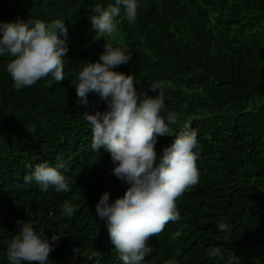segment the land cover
I'll return each instance as SVG.
<instances>
[{
  "label": "trees",
  "instance_id": "trees-1",
  "mask_svg": "<svg viewBox=\"0 0 264 264\" xmlns=\"http://www.w3.org/2000/svg\"><path fill=\"white\" fill-rule=\"evenodd\" d=\"M109 4L115 0H0V22L61 19L68 28L59 83L49 74L17 90L5 70L11 57L0 56V264H8L18 219L49 238L62 233L52 264H72L74 248L87 256L79 264H123L95 205L105 191L110 200L122 196L126 185L112 174L110 154L91 148L83 119L106 106L95 94L89 106L78 103L73 84L80 63L104 50L90 17ZM116 20L118 32L105 39L133 59L115 70L133 75L139 91L166 81V107L179 114L171 129L188 123L198 130L199 182L177 199L180 220L150 238L154 251L145 264H228L233 255L240 264H264V0H139L134 24L122 6ZM173 139L158 137V156ZM58 156L69 192L25 183L36 164ZM65 201L72 217L62 215ZM221 222L229 229L219 231ZM213 247L223 259L208 256Z\"/></svg>",
  "mask_w": 264,
  "mask_h": 264
},
{
  "label": "clouds",
  "instance_id": "clouds-1",
  "mask_svg": "<svg viewBox=\"0 0 264 264\" xmlns=\"http://www.w3.org/2000/svg\"><path fill=\"white\" fill-rule=\"evenodd\" d=\"M129 24L137 20L139 0H115L106 8L97 5L90 17L95 39L104 38L103 52L95 62L80 63V71L73 82L78 103L89 106V94H95L105 104L103 111L85 112L84 121L91 128V148H103L110 154L114 167L112 174L126 185V191L115 200L105 191L95 205V215L103 221L123 264H145V258L154 248L151 237L159 234L168 222L180 220L177 199L191 186L199 182L198 130L185 123L173 132L179 114L166 107V81H153L147 91H139L135 78L115 69L129 63L131 51L124 46H114L105 37L118 32L117 17ZM68 28L64 20L45 22L40 19L17 18L0 22V56L9 55L5 65L17 90L33 86L38 80L51 74L59 83L65 78L64 58L68 52ZM149 91L152 95H149ZM170 135L174 139L159 156L155 150L158 137ZM195 150V151H194ZM65 163L58 156L54 163L41 162L24 176L25 183L35 182L42 192L70 191L63 173ZM74 206L65 201L62 215L72 217ZM19 232L7 243L8 264L38 262L52 264L50 253L55 250L62 233L53 232L49 238L38 232L32 223L17 220ZM219 223V231L229 229ZM72 264L86 253L74 248ZM211 258L223 259L219 247L207 253ZM228 264H240L233 255Z\"/></svg>",
  "mask_w": 264,
  "mask_h": 264
}]
</instances>
